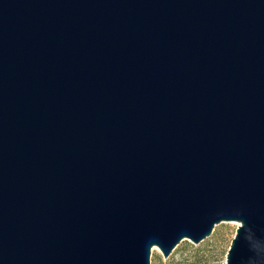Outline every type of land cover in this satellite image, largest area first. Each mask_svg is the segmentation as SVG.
Wrapping results in <instances>:
<instances>
[{
    "label": "water",
    "instance_id": "95a60500",
    "mask_svg": "<svg viewBox=\"0 0 264 264\" xmlns=\"http://www.w3.org/2000/svg\"><path fill=\"white\" fill-rule=\"evenodd\" d=\"M238 226L264 264V0H0V264H150Z\"/></svg>",
    "mask_w": 264,
    "mask_h": 264
},
{
    "label": "rangeland",
    "instance_id": "374dc122",
    "mask_svg": "<svg viewBox=\"0 0 264 264\" xmlns=\"http://www.w3.org/2000/svg\"><path fill=\"white\" fill-rule=\"evenodd\" d=\"M238 224L236 221L220 222L199 243L183 239L167 257H163L160 249L153 246L150 264H223Z\"/></svg>",
    "mask_w": 264,
    "mask_h": 264
}]
</instances>
